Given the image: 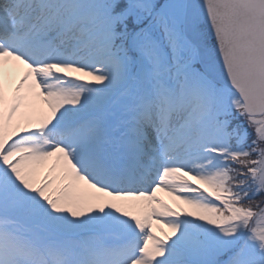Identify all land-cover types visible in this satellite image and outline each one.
Listing matches in <instances>:
<instances>
[{
  "label": "snow or ice",
  "instance_id": "6c2138e0",
  "mask_svg": "<svg viewBox=\"0 0 264 264\" xmlns=\"http://www.w3.org/2000/svg\"><path fill=\"white\" fill-rule=\"evenodd\" d=\"M0 264H264V0H0Z\"/></svg>",
  "mask_w": 264,
  "mask_h": 264
},
{
  "label": "rangeland",
  "instance_id": "374dc122",
  "mask_svg": "<svg viewBox=\"0 0 264 264\" xmlns=\"http://www.w3.org/2000/svg\"><path fill=\"white\" fill-rule=\"evenodd\" d=\"M16 75L18 76L19 73H16ZM11 91V89L9 88V92ZM158 196L162 197L164 200H166L167 202L171 203L172 202V198L168 196V194L166 192H158L157 193ZM168 229L164 228V232H167ZM157 235H162L161 232L157 231Z\"/></svg>",
  "mask_w": 264,
  "mask_h": 264
}]
</instances>
